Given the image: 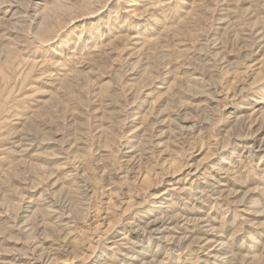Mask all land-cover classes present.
Returning <instances> with one entry per match:
<instances>
[{
  "label": "rangeland",
  "instance_id": "374dc122",
  "mask_svg": "<svg viewBox=\"0 0 264 264\" xmlns=\"http://www.w3.org/2000/svg\"><path fill=\"white\" fill-rule=\"evenodd\" d=\"M0 264H264V0H0Z\"/></svg>",
  "mask_w": 264,
  "mask_h": 264
}]
</instances>
